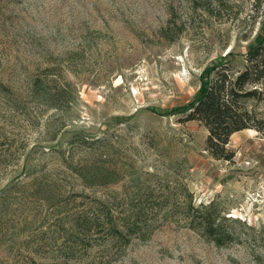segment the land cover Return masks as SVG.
Listing matches in <instances>:
<instances>
[{
    "label": "rangeland",
    "instance_id": "374dc122",
    "mask_svg": "<svg viewBox=\"0 0 264 264\" xmlns=\"http://www.w3.org/2000/svg\"><path fill=\"white\" fill-rule=\"evenodd\" d=\"M263 27L264 0H0V264H264V136L217 159L173 111ZM103 206L119 233L67 238Z\"/></svg>",
    "mask_w": 264,
    "mask_h": 264
},
{
    "label": "trees",
    "instance_id": "16d2710c",
    "mask_svg": "<svg viewBox=\"0 0 264 264\" xmlns=\"http://www.w3.org/2000/svg\"><path fill=\"white\" fill-rule=\"evenodd\" d=\"M261 30L260 39L242 55L244 63L240 69L234 68L228 58L230 51L217 57L201 70L195 97L173 110L184 115L182 120L198 121L206 128L204 149L217 159L233 160L235 152L228 143L235 132L253 129L264 136V27ZM209 207V204L201 206L199 213L202 214L192 216L191 221L194 228L214 239L217 229L212 227L215 218L209 213ZM64 215L65 222L70 224L68 231L67 228L64 231L69 240L89 238V230L99 228L103 222L112 224L111 232L119 233L114 229L110 206L78 215L67 211Z\"/></svg>",
    "mask_w": 264,
    "mask_h": 264
}]
</instances>
